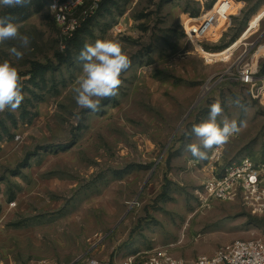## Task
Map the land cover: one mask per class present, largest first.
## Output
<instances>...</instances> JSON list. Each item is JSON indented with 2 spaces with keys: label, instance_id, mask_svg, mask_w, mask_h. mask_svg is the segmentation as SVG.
<instances>
[{
  "label": "rangeland",
  "instance_id": "rangeland-1",
  "mask_svg": "<svg viewBox=\"0 0 264 264\" xmlns=\"http://www.w3.org/2000/svg\"><path fill=\"white\" fill-rule=\"evenodd\" d=\"M234 1L213 9L217 0H108L82 25L69 55L70 39L47 0L0 8L31 38L26 49L0 44V62L18 69L25 96L18 110L0 113V264H120L169 247L193 260L235 240L264 239V215L240 199L205 206L214 148L206 159L186 150L199 144L186 133L219 101L218 123L245 122L218 146L222 164L264 163V98L238 79L254 54L264 76V0H244L240 13ZM186 22L190 33L205 30V41L191 42ZM97 39L119 41L131 65L118 94L93 112L78 107L72 87L82 72L79 52ZM13 46L21 60L9 54ZM57 53L70 63H59Z\"/></svg>",
  "mask_w": 264,
  "mask_h": 264
},
{
  "label": "built area",
  "instance_id": "built-area-1",
  "mask_svg": "<svg viewBox=\"0 0 264 264\" xmlns=\"http://www.w3.org/2000/svg\"><path fill=\"white\" fill-rule=\"evenodd\" d=\"M102 0H48L47 7L61 31L64 40L71 39L90 18L99 11ZM220 3L217 0L213 9ZM221 7L226 6L223 2ZM190 20V19H189ZM184 32L193 43L205 41V30H187ZM207 41V40H206ZM254 59V60H253ZM255 54L252 63L238 67V79L247 86L253 98H264V76L258 77ZM255 62V63H254ZM223 162V150L216 147L209 157L210 173L203 186L204 204L212 208L213 202H231L240 199L242 205L252 214L264 215V163H256L249 158ZM27 264H48L42 260H33ZM82 264H101L94 258ZM120 264H264V239L235 240L220 247L211 256H200L193 260H184L172 254L171 247L156 248L151 252L136 254L125 258Z\"/></svg>",
  "mask_w": 264,
  "mask_h": 264
},
{
  "label": "clouds",
  "instance_id": "clouds-1",
  "mask_svg": "<svg viewBox=\"0 0 264 264\" xmlns=\"http://www.w3.org/2000/svg\"><path fill=\"white\" fill-rule=\"evenodd\" d=\"M31 0H0V8L25 7ZM7 41H19L20 48H28L31 38L20 32V25L14 22L11 16H0V44ZM8 52L16 60H21L24 53L13 46ZM77 59L82 62V72L76 78L72 92L73 98L82 109L98 112L101 101L110 99L118 94L123 81L121 74L131 65L130 57L124 52L119 41L97 39L94 43L86 42L79 52ZM23 82L18 69L8 60L0 62V113L6 109L15 112L25 99ZM234 103L243 108L241 100L237 98ZM223 113L219 101L209 106L208 118L194 124L191 132L186 135H195L199 144L190 143L186 150L193 157L207 158V150L225 145L230 138L240 131L244 121L239 124L236 120L225 117L222 122L217 118Z\"/></svg>",
  "mask_w": 264,
  "mask_h": 264
},
{
  "label": "trees",
  "instance_id": "trees-1",
  "mask_svg": "<svg viewBox=\"0 0 264 264\" xmlns=\"http://www.w3.org/2000/svg\"><path fill=\"white\" fill-rule=\"evenodd\" d=\"M48 3V0H47ZM108 4V0H102L101 4H100V9L104 8L106 5ZM84 25V24H83ZM84 28V26L82 27ZM82 28H80L75 35L68 40L67 44H66V53L69 55V50H70V46L72 45V43L78 38L80 32L82 31ZM236 40V38H233L231 41L234 42ZM223 48H226L227 46L225 44L222 45ZM57 61L59 63H70V57L68 58L67 56H65L63 53H57L56 55ZM46 67V66H45Z\"/></svg>",
  "mask_w": 264,
  "mask_h": 264
},
{
  "label": "crops",
  "instance_id": "crops-1",
  "mask_svg": "<svg viewBox=\"0 0 264 264\" xmlns=\"http://www.w3.org/2000/svg\"><path fill=\"white\" fill-rule=\"evenodd\" d=\"M235 2V1H234ZM235 3H240L241 4V7H240V9H239V12L238 13H240L241 11H242V9L244 8V4H245V2H244V0H236V2ZM232 40V39H231ZM231 40H227V42L225 43V45L226 46H230V44H232V41Z\"/></svg>",
  "mask_w": 264,
  "mask_h": 264
},
{
  "label": "bare ground",
  "instance_id": "bare-ground-1",
  "mask_svg": "<svg viewBox=\"0 0 264 264\" xmlns=\"http://www.w3.org/2000/svg\"><path fill=\"white\" fill-rule=\"evenodd\" d=\"M209 89H210V86H206V88L203 91V95H205L208 92Z\"/></svg>",
  "mask_w": 264,
  "mask_h": 264
},
{
  "label": "water",
  "instance_id": "water-1",
  "mask_svg": "<svg viewBox=\"0 0 264 264\" xmlns=\"http://www.w3.org/2000/svg\"><path fill=\"white\" fill-rule=\"evenodd\" d=\"M198 103H199V101L196 103V105H197ZM196 105H195V106H196ZM195 106H194V107H195ZM194 107H193V108H194ZM191 111H192V110H191ZM191 111H190V112H191Z\"/></svg>",
  "mask_w": 264,
  "mask_h": 264
}]
</instances>
